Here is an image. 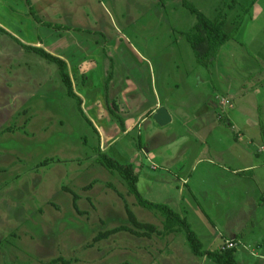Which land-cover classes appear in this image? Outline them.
Returning <instances> with one entry per match:
<instances>
[{
  "label": "rangeland",
  "instance_id": "obj_1",
  "mask_svg": "<svg viewBox=\"0 0 264 264\" xmlns=\"http://www.w3.org/2000/svg\"><path fill=\"white\" fill-rule=\"evenodd\" d=\"M32 1L41 22L27 0H0V26L9 32H0V264H216L192 253L185 232L164 238L120 232L94 241L101 232L132 226L126 204L140 222L164 226L161 213L138 205L120 174L97 162L100 136L108 146L103 152L139 173L138 189L146 200L188 213L205 249L223 247L236 229L239 264H264L263 206L252 220L244 217L250 210L234 211L235 225H226L216 206L182 194L184 173L176 160L162 164L152 150L153 169L145 152L151 134L179 133L175 124L158 127L147 115L157 103L156 91L178 104L186 99L179 88L185 82L200 97L218 86L227 93L229 79L233 94L242 91L240 84L250 88V67L263 59L258 44L264 42V0ZM233 2L236 7L230 8ZM191 6L209 18L227 15L240 24L210 67L197 64L185 37L197 23ZM18 39L44 45L73 66L85 65L90 82L82 90L76 80V89L92 124L66 94L58 66L24 49ZM234 74L236 81L230 78ZM104 87L111 90L107 100ZM226 103L219 101L217 109L223 112ZM132 120L143 121L125 132ZM184 140L178 137L171 149L186 161L187 151L180 152ZM69 190L79 195L80 212ZM210 190L209 198L213 186Z\"/></svg>",
  "mask_w": 264,
  "mask_h": 264
},
{
  "label": "crops",
  "instance_id": "obj_2",
  "mask_svg": "<svg viewBox=\"0 0 264 264\" xmlns=\"http://www.w3.org/2000/svg\"><path fill=\"white\" fill-rule=\"evenodd\" d=\"M37 40L40 42L39 38ZM24 43L26 42L24 41ZM259 43L258 53L263 56V59L257 58L253 61V66L250 67V88L240 84L242 91L238 90L236 94H233L229 79L226 83L227 93L222 86H218L217 89L214 88V91L207 94L208 96L200 97V94L194 92V87L192 89L185 82L179 88H184L187 94L184 96L186 99L178 101V104L172 103L170 97L160 99L157 91H154L157 103L147 113L154 119L157 110L165 107L171 116V121L164 126L156 121L155 124L158 127L175 124L179 133L176 131L175 134L168 135H163L161 132L151 134L148 140L149 147L145 149L146 154L157 150L153 155L157 156L156 159H160L162 164L176 160L177 166L180 164L177 167L180 175L184 173L180 177L183 185L182 194L188 193L197 203L206 202L208 205L216 206L223 218L226 219V225L230 223L235 225L237 218L233 216L234 211L242 210L243 212L245 210L244 212H247L250 210L249 216L245 213L244 217L252 220L258 211L264 208V191L261 189V186H264V42L260 41ZM42 46L44 45L40 47ZM43 48L46 49L45 46ZM49 52L54 54L53 51ZM56 56L67 62L74 90L82 97L80 91L76 89L78 87L76 80L80 81L82 90L85 84L90 82L85 65L76 62L73 66L62 55L57 54ZM86 66L88 65L86 64ZM75 74L76 76L78 74L77 78ZM230 78L232 81H236L237 74ZM198 81L202 82L201 78ZM108 91L111 90L108 89ZM108 91L105 90L106 100ZM93 92H95L94 89ZM93 97V95L90 96V108L95 113L97 107L92 101ZM226 100L230 103H226L225 107H222L223 112H220L217 109V103ZM195 103H199L200 108L195 107ZM107 105L110 108L108 103ZM113 106L116 107V104L113 103ZM140 123H137V120L130 121L125 132L134 131L137 127L139 128ZM193 123L195 126L191 127L190 125ZM96 131L99 133L97 129ZM247 132L250 135L248 138L245 137ZM180 136L186 140L180 148V152L187 151L186 161L178 160L175 157L176 152L171 149L174 140ZM102 144L100 136V148L107 149V143ZM164 146L167 148L163 150L164 152H160L162 151L160 148ZM148 160H150L149 155ZM182 161L183 163H181ZM150 162L154 169L155 162L153 160ZM211 186H213L214 192L209 198ZM195 196H199V199L196 200ZM257 205L259 207H256ZM261 206L263 207L261 208ZM186 214L188 216V213ZM188 220H190L189 216ZM232 232L233 236L226 239L225 243L234 241L237 245L241 244L237 238L240 232L237 233L236 229Z\"/></svg>",
  "mask_w": 264,
  "mask_h": 264
},
{
  "label": "trees",
  "instance_id": "obj_3",
  "mask_svg": "<svg viewBox=\"0 0 264 264\" xmlns=\"http://www.w3.org/2000/svg\"><path fill=\"white\" fill-rule=\"evenodd\" d=\"M27 2L28 4L32 3L31 0H27ZM235 4L236 3L233 2L230 8H233ZM30 7H31V13L34 15L35 19H37L38 22H41L40 17L36 14L34 10L33 4H30ZM190 10L192 11V13L196 15L197 23L194 25L193 28H191L188 32L185 33V37L195 53L197 64L205 67H210L211 65L214 64L220 49L228 41L232 39L233 33L239 28L240 24L238 21H232V19H229L227 15L223 17L219 15L218 17L212 19L206 16L205 13H203L196 7L191 6ZM48 25L57 26L51 24ZM231 25H233L234 27H231ZM58 27L60 28V26ZM0 32L9 34V32L4 28H2L1 26H0ZM17 41L24 49L33 51L43 59L55 63L58 66L59 75L66 87L67 95L78 101L79 107L81 109V113L85 116L82 110L83 100L74 90V85L71 78V74L69 72V67L67 62L61 57H58L50 53L43 47L29 46L27 44H24L20 40ZM85 118L92 124L90 119H88L86 116ZM48 162L49 161L46 160L44 163L47 164ZM97 162L107 170L113 173L117 172L120 174V176L123 178L124 182L128 187L129 194L135 197L138 205L148 210L161 213L162 216L164 217V223H163L164 226L163 229H159L158 225L140 222L137 216L135 215V213L131 210L130 206L126 204L125 207L128 214V219L132 226L122 225L112 230L101 232L94 239L95 242L102 241L103 239H107L111 235H115L120 232H130L136 236H146L148 238H151L152 235H158L161 238H164L172 234L185 232L187 243L192 253L196 257L205 258L216 264H239V261L237 259V248H236L239 244L237 245L236 242L230 241L229 243H225V245L221 248H217L213 250L205 249L202 240L193 231L192 225L189 222L186 213H184L183 215L181 213H178L176 210H174L172 207H170L167 204L154 203L146 200L138 189L139 175L135 171L133 166L124 165L120 163L119 161L111 158L100 148L97 150ZM69 191L73 194L74 208L78 210L79 208L77 205V201L79 200V195L75 192H72L71 190ZM230 244L232 246H230ZM61 260L62 259L60 258V261ZM56 262L58 261L56 260L52 261V263H56ZM62 262L63 264L69 263L64 260ZM120 264H130V263L124 262Z\"/></svg>",
  "mask_w": 264,
  "mask_h": 264
},
{
  "label": "water",
  "instance_id": "obj_4",
  "mask_svg": "<svg viewBox=\"0 0 264 264\" xmlns=\"http://www.w3.org/2000/svg\"><path fill=\"white\" fill-rule=\"evenodd\" d=\"M154 119L158 124L164 126L171 121V116L165 107H161L155 113Z\"/></svg>",
  "mask_w": 264,
  "mask_h": 264
},
{
  "label": "built area",
  "instance_id": "obj_5",
  "mask_svg": "<svg viewBox=\"0 0 264 264\" xmlns=\"http://www.w3.org/2000/svg\"><path fill=\"white\" fill-rule=\"evenodd\" d=\"M232 246V245H231Z\"/></svg>",
  "mask_w": 264,
  "mask_h": 264
}]
</instances>
